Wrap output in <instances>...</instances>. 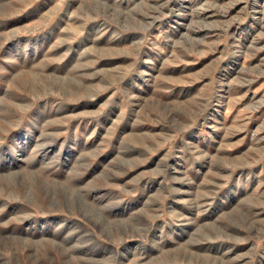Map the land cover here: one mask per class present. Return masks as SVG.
<instances>
[{"label":"rangeland","instance_id":"rangeland-1","mask_svg":"<svg viewBox=\"0 0 264 264\" xmlns=\"http://www.w3.org/2000/svg\"><path fill=\"white\" fill-rule=\"evenodd\" d=\"M0 264H264V0H0Z\"/></svg>","mask_w":264,"mask_h":264}]
</instances>
